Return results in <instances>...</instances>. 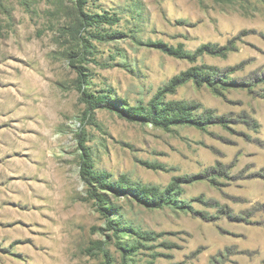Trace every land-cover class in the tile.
<instances>
[{
	"label": "rangeland",
	"instance_id": "obj_1",
	"mask_svg": "<svg viewBox=\"0 0 264 264\" xmlns=\"http://www.w3.org/2000/svg\"><path fill=\"white\" fill-rule=\"evenodd\" d=\"M76 1L0 0V264H123L111 221L132 227L123 245H142L127 264H264V0H86L85 12L120 17L103 33L123 36L109 42L80 26ZM243 31L236 51L196 63L149 45L195 51ZM243 62L232 77L249 87L217 96L190 81L166 96L237 120L228 127L166 131L110 109L88 112L78 88L86 75L88 92L135 106L192 66ZM244 113L258 130L238 120ZM82 143L114 182L164 189L217 170L182 186L180 210L106 194L107 211L81 177ZM99 241L106 250L88 252Z\"/></svg>",
	"mask_w": 264,
	"mask_h": 264
},
{
	"label": "trees",
	"instance_id": "obj_2",
	"mask_svg": "<svg viewBox=\"0 0 264 264\" xmlns=\"http://www.w3.org/2000/svg\"><path fill=\"white\" fill-rule=\"evenodd\" d=\"M87 4L86 0H77L76 5L80 17V26L85 30H93L89 32L90 36L101 42L116 41L123 36L121 32L105 31V27L111 30L121 21L117 14L104 13H87L84 7ZM248 34L247 31L241 32L239 35L231 39L226 45L206 43L202 44L195 51L186 50L183 44L178 46L168 45L163 42L149 43L150 46L162 51L163 53L180 60H185L190 63H196L204 56H214L225 58L229 53L237 50V42H240ZM244 62L234 67L221 69L217 66L207 64L195 65L172 78L168 84L160 88L154 98L147 104L140 103L135 106H130L120 100H112L109 92L97 95L90 93L85 89V83L88 78L82 79L78 86L82 93L83 101L87 106L88 112H95L98 109H110L119 112V114L131 121H138L144 124H152L155 127L162 128L166 131L176 126H192L200 130H205L211 125H222L228 127L231 122L237 120L226 115H219L212 109H204L203 106L195 101L182 100H166L168 94H173L176 90L192 81L197 86L206 85L211 88L214 94L222 96L225 90L230 87L251 86L250 82L240 81L232 75L242 68ZM82 74V73H81ZM83 75V74H82ZM238 120L243 122L249 128L258 130L260 124L255 119L251 118L246 113L238 116ZM240 121H238L240 123ZM257 144L264 148V141L257 139ZM81 147L84 151L81 177L83 181L90 187L91 197L101 203L107 211L114 210V207H107L106 194H114L119 196H131L143 203L146 207L152 209H162L166 206H172L180 210L182 207L179 197L182 194V186L190 184L201 177L209 176L211 172H216V167L210 168L204 173L197 175H184L173 178L172 182L164 189L154 186L145 185L130 181L126 176H122L117 182L112 181L111 175L107 172L97 171L92 160V154L89 148L82 143ZM150 169H163L162 165L146 163ZM225 168L220 166L218 172L222 174ZM205 218L207 215L204 214ZM111 230L120 240H124L123 236L132 231V227L122 224L119 221H111ZM128 236V235H127ZM141 240H153L151 234H139ZM118 240V246L123 253V264H127L132 256L137 254L141 248V244L129 242L123 245V242ZM93 250L104 252V242H94L88 252L92 254Z\"/></svg>",
	"mask_w": 264,
	"mask_h": 264
}]
</instances>
